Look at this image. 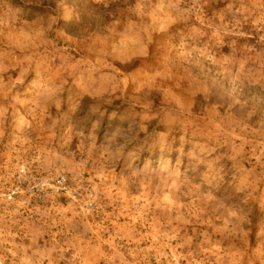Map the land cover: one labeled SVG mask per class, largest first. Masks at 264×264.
Instances as JSON below:
<instances>
[{
    "label": "rangeland",
    "instance_id": "obj_1",
    "mask_svg": "<svg viewBox=\"0 0 264 264\" xmlns=\"http://www.w3.org/2000/svg\"><path fill=\"white\" fill-rule=\"evenodd\" d=\"M0 264H264V0H0Z\"/></svg>",
    "mask_w": 264,
    "mask_h": 264
}]
</instances>
